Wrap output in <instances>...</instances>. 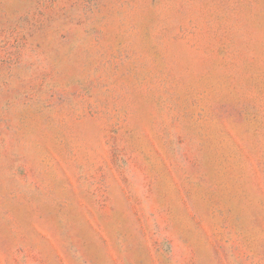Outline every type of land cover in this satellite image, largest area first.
<instances>
[{
  "label": "rangeland",
  "instance_id": "374dc122",
  "mask_svg": "<svg viewBox=\"0 0 264 264\" xmlns=\"http://www.w3.org/2000/svg\"><path fill=\"white\" fill-rule=\"evenodd\" d=\"M0 264H264V0H0Z\"/></svg>",
  "mask_w": 264,
  "mask_h": 264
}]
</instances>
